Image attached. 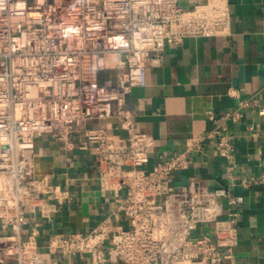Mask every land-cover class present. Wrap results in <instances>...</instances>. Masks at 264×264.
<instances>
[{
    "label": "built area",
    "instance_id": "built-area-1",
    "mask_svg": "<svg viewBox=\"0 0 264 264\" xmlns=\"http://www.w3.org/2000/svg\"><path fill=\"white\" fill-rule=\"evenodd\" d=\"M231 16L230 0H0V264L86 263L88 255L87 264H235L239 210L224 217L223 200L243 197L171 176L191 166L206 137L234 160L229 122L253 101L208 110L216 125L152 166L154 138L136 129L127 106L166 42L228 35ZM52 133L69 148L93 150L102 192L121 198L91 230L53 231L42 244L38 221L25 230L28 214L40 205L50 219L56 199L68 196L35 169L36 140ZM240 181L264 183V172Z\"/></svg>",
    "mask_w": 264,
    "mask_h": 264
},
{
    "label": "crops",
    "instance_id": "crops-1",
    "mask_svg": "<svg viewBox=\"0 0 264 264\" xmlns=\"http://www.w3.org/2000/svg\"><path fill=\"white\" fill-rule=\"evenodd\" d=\"M230 2L231 33L166 42L161 64L147 67L146 84L132 88L127 106L136 129L154 138L152 166L183 150L190 136L213 128L216 122L208 118V110L220 115L243 98L253 101L242 118L229 122L234 160L219 153L215 137H206L203 147L191 152V166L175 171L171 180L182 184L195 176L210 187L224 185L241 195L243 201L236 205L223 200L224 217L229 207L239 210L238 242L231 259L235 264H259L264 258V183L246 186L240 180L264 172V0ZM74 140L78 142V136ZM35 169L68 192L56 199L58 209L50 219L41 215L40 205L28 214L25 230L38 221L42 244L53 231L91 230L120 202L114 192H102L93 150L69 148L56 133L37 138ZM73 264L87 262L73 257Z\"/></svg>",
    "mask_w": 264,
    "mask_h": 264
},
{
    "label": "rangeland",
    "instance_id": "rangeland-1",
    "mask_svg": "<svg viewBox=\"0 0 264 264\" xmlns=\"http://www.w3.org/2000/svg\"><path fill=\"white\" fill-rule=\"evenodd\" d=\"M89 259H90V256L88 255V259H87V262L89 261Z\"/></svg>",
    "mask_w": 264,
    "mask_h": 264
}]
</instances>
